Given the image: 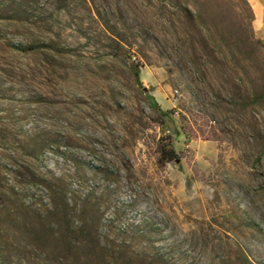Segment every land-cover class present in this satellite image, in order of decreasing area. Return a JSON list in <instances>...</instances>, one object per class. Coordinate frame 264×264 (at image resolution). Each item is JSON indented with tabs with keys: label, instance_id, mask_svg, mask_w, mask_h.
Masks as SVG:
<instances>
[{
	"label": "rangeland",
	"instance_id": "1",
	"mask_svg": "<svg viewBox=\"0 0 264 264\" xmlns=\"http://www.w3.org/2000/svg\"><path fill=\"white\" fill-rule=\"evenodd\" d=\"M7 2L0 183L21 189L31 168L63 179L94 237L81 264H264V47L240 42L247 6L239 18L227 0H66V10L38 0L31 23L9 19ZM188 5L201 10L215 55ZM20 43L37 48L12 49ZM122 60L139 67L142 85ZM162 121L179 153L167 164ZM29 134L55 147L28 157ZM46 252L9 257L60 264Z\"/></svg>",
	"mask_w": 264,
	"mask_h": 264
},
{
	"label": "trees",
	"instance_id": "2",
	"mask_svg": "<svg viewBox=\"0 0 264 264\" xmlns=\"http://www.w3.org/2000/svg\"><path fill=\"white\" fill-rule=\"evenodd\" d=\"M58 9L66 10L68 4L66 0H59ZM232 5L231 12L241 17L243 5L249 9L247 17L249 23L241 20L240 26L243 29V39L241 43H248L258 51V46L264 47V40H258L254 36L252 22L254 21V11L249 0H227ZM8 8L5 10L7 17L14 21H26L37 23L39 11L38 0H9ZM5 5V6H6ZM3 10V9H0ZM47 16L54 18V13L43 9ZM184 11L191 18L195 28L200 34L204 47L215 55V40L211 29L203 24V15L199 8L185 6ZM194 47V46H193ZM37 46H24L23 44H13L12 49L19 51H34ZM195 48V47H194ZM199 60L204 61V56L199 55ZM202 61V62H203ZM134 74L136 82L142 85L140 70L122 60ZM264 97V94L261 95ZM153 105L164 116H169V112L162 111L154 96H150ZM161 129L164 133L159 140V161L167 164L171 161L179 160V153L175 148L174 136L166 134V121L161 122ZM28 143L24 146L25 154L31 158H38L47 148H54L53 144L46 139H37L35 135L26 136ZM59 149V147L55 148ZM31 176H25L18 183L21 189L13 185L0 183V264H12L9 257L11 250H26L29 246H36L44 249L53 255L54 262L63 264H75L83 261L80 256L81 250L88 247L90 240L94 238L90 230L89 221L81 220L75 215L79 213L78 206L69 196L67 185L63 179L49 178L43 172H37L31 168ZM13 173V172H12ZM18 245L10 250L7 244ZM96 247L92 250L95 252ZM46 252V253H47ZM63 261V262H62ZM22 264V262H20ZM23 264H30L23 262Z\"/></svg>",
	"mask_w": 264,
	"mask_h": 264
},
{
	"label": "crops",
	"instance_id": "3",
	"mask_svg": "<svg viewBox=\"0 0 264 264\" xmlns=\"http://www.w3.org/2000/svg\"><path fill=\"white\" fill-rule=\"evenodd\" d=\"M254 11V23L256 30L264 34V0H249Z\"/></svg>",
	"mask_w": 264,
	"mask_h": 264
},
{
	"label": "water",
	"instance_id": "4",
	"mask_svg": "<svg viewBox=\"0 0 264 264\" xmlns=\"http://www.w3.org/2000/svg\"><path fill=\"white\" fill-rule=\"evenodd\" d=\"M178 161V160H177Z\"/></svg>",
	"mask_w": 264,
	"mask_h": 264
}]
</instances>
